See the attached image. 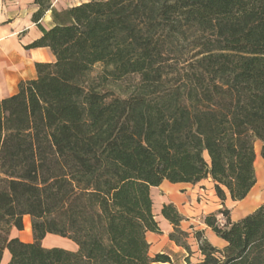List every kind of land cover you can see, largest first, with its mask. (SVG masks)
I'll list each match as a JSON object with an SVG mask.
<instances>
[{"label":"trees","instance_id":"1","mask_svg":"<svg viewBox=\"0 0 264 264\" xmlns=\"http://www.w3.org/2000/svg\"><path fill=\"white\" fill-rule=\"evenodd\" d=\"M35 4L42 37L28 48H49L55 61L37 63V78L0 101V264L5 251L8 264L170 263L149 253L147 233H161L152 188L211 178L224 205L257 183L264 0H91L63 11L51 0ZM131 76L140 81L128 98L100 91ZM218 215L204 224L225 247L197 231V264H264V204L237 222L228 209ZM26 216L32 243L11 236ZM162 216L170 239L190 253L178 209L165 205ZM49 235L78 249L45 248Z\"/></svg>","mask_w":264,"mask_h":264},{"label":"crops","instance_id":"2","mask_svg":"<svg viewBox=\"0 0 264 264\" xmlns=\"http://www.w3.org/2000/svg\"><path fill=\"white\" fill-rule=\"evenodd\" d=\"M51 2L53 8L58 11L86 3L80 2V0H51ZM38 9L35 0H0V101L17 94L20 83L37 78V63H52L55 61V56L49 48H28L29 45L42 37L41 30L33 21V16ZM41 24L46 29L54 26L51 11L46 13ZM257 161L263 166L262 171L264 173V161L260 152H256L255 166ZM258 180L263 181V178L260 176ZM257 185L258 183L243 201L233 202L228 196L224 206L231 211L232 222L245 218L264 204V197L258 196L255 192ZM203 188L207 190L205 191ZM151 196L154 202L156 221L161 229L160 234L147 233L151 257L157 254L167 255L171 259V262L167 264H188V260L192 264H197L201 261L197 257L202 258L199 245L193 238L190 240L191 242L194 241L190 243V253L170 239L174 228L162 216V209L165 205H174L184 217L181 225L182 229H186L185 226L188 228L194 226L196 231L200 229L203 234L205 233V238L215 247L220 249L225 247L224 241L219 239L210 228L207 230V226L199 222L202 216L218 213L223 208L222 202L216 195L215 185L211 178L196 185L172 184L164 181L161 186L151 189ZM156 197L159 198L157 211H155ZM24 223V231L19 232L13 229L11 236L19 238L22 242L32 243L34 236L31 218L26 216ZM196 224H200L201 227H197ZM60 238L59 236L49 235L42 244L45 248H57L46 243L48 240ZM77 249V245L73 243L69 244V247L65 250L76 251ZM191 253L196 255V262L191 260ZM10 259L9 252L5 251L1 264H8Z\"/></svg>","mask_w":264,"mask_h":264},{"label":"rangeland","instance_id":"3","mask_svg":"<svg viewBox=\"0 0 264 264\" xmlns=\"http://www.w3.org/2000/svg\"><path fill=\"white\" fill-rule=\"evenodd\" d=\"M87 1H90V0H80V2H87ZM185 54H186L185 57H189V56L193 55V54H190L188 56L187 55V51H186ZM100 73H101V68H100V66H97L91 72V74H90L89 77H90V79H98ZM139 81H140V77L139 76H131V77H128V78L124 79L123 81H120V82H117V83L109 82V83L105 84L104 86H102L100 88V91H102L104 93H107L109 95H113L115 97L128 98L133 93V91L135 90V88L137 87V85L139 84ZM255 150L258 153L261 151L260 143H256ZM262 168H263V166H261L260 163L257 161V165L255 166V171H256V178H257L258 185L255 188V192H257L258 196L264 197V173L262 171ZM260 176L263 178V181L262 180L261 181L258 180V178H260ZM203 189L205 191L207 190L206 188H203ZM158 199H159L158 197H156V199H155V211L158 210ZM222 209H228V208H226L223 205V208ZM219 212L220 211H218V213H215V215H218ZM230 213H231V211H230ZM236 214H238V212H236ZM206 216H208V215H206ZM205 217L202 216V218L199 220V222H201V224H204ZM230 218H231V214H230ZM197 222H198V220H197ZM218 222H219L220 225L225 224L226 223L225 217L223 215H218ZM181 225H182V223H181ZM184 225H186V224H184ZM196 226L197 227H201L200 224H196ZM185 227H186V229H182L181 228V230L184 231V232H186V233H188L189 234V238L186 239L184 235H178V236L181 239V243H187L190 246V243H193L194 242V241L193 242L190 241L191 238H193L196 241L195 233L197 231L195 230V227L194 226L193 227H190V228H188L187 226H185ZM207 230H208V227H207ZM198 231H200V229H198ZM204 234H203V236L205 237ZM46 244L47 245L50 244L51 246H55L57 248L67 249L69 247V244H73V242L70 241V240H66L64 238L63 239L60 238V239H55V240H52V239L51 240H48ZM191 258H192L191 260L193 262H196L197 261L196 255L193 254V253H191ZM197 258H198V260H200V259L202 260L203 259V258H200V257H197Z\"/></svg>","mask_w":264,"mask_h":264}]
</instances>
